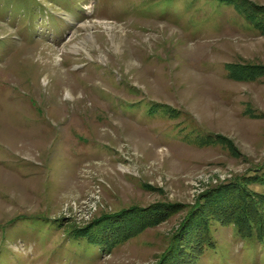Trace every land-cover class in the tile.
I'll return each mask as SVG.
<instances>
[{
    "label": "rangeland",
    "instance_id": "obj_1",
    "mask_svg": "<svg viewBox=\"0 0 264 264\" xmlns=\"http://www.w3.org/2000/svg\"><path fill=\"white\" fill-rule=\"evenodd\" d=\"M263 180L264 0H0V264H264Z\"/></svg>",
    "mask_w": 264,
    "mask_h": 264
},
{
    "label": "trees",
    "instance_id": "obj_2",
    "mask_svg": "<svg viewBox=\"0 0 264 264\" xmlns=\"http://www.w3.org/2000/svg\"><path fill=\"white\" fill-rule=\"evenodd\" d=\"M238 193H240V195H238ZM240 197L243 198V203H235L234 205H231L228 208V211L231 214L225 216L228 217V219H225L226 221L224 222L229 224L232 223L240 236L253 238V240H261L264 237V215L260 212L258 203H264V193L253 190L251 191L247 187H241L239 192L233 197V200H240ZM225 217H220V220H224ZM104 220L106 219L103 218L102 221L93 222L84 227L76 228L73 231H69L68 234L75 239H81L87 243L95 244L100 250L109 248V246L123 240V236L122 231L118 229L110 230L109 225H106V221L104 222ZM203 227L206 229V224H204ZM203 233L204 232H202V234ZM191 236L194 237V233H192ZM194 244L193 251L196 250V247L198 248V245L201 248L200 250L204 249V247L211 246L209 234L207 233L206 239L199 240Z\"/></svg>",
    "mask_w": 264,
    "mask_h": 264
}]
</instances>
